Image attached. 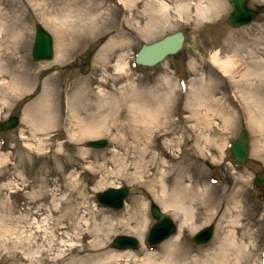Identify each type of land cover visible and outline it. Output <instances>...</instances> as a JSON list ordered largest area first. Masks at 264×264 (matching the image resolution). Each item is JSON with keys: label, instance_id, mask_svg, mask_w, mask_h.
<instances>
[{"label": "rangeland", "instance_id": "1", "mask_svg": "<svg viewBox=\"0 0 264 264\" xmlns=\"http://www.w3.org/2000/svg\"><path fill=\"white\" fill-rule=\"evenodd\" d=\"M76 1H80L78 7L66 6L65 0L64 4H59L58 0H0V10L8 13L10 23L15 27L25 26L26 55L33 73V84L26 88L27 92H19L16 97L9 91L0 92V120L12 115L20 118L17 129L0 133V264H28L29 231L24 224L25 207L27 196L40 187L37 185L33 188L31 184L43 179L41 170L55 169L66 162H74L78 166L69 168L65 176L50 177L53 184L49 188H55V183L63 184L64 189L58 198L67 201L73 190H69V187L65 189L66 183L80 180L79 191L86 188L87 196L84 198L74 192L73 201L75 205L89 207L85 213L90 215L84 223L90 224L91 229L106 226L111 229L99 238L105 242L102 247L88 246L89 251L76 256L83 260L79 264H87L90 257L103 260L105 253H122L121 257L112 259L111 264H139L150 256L153 259L157 254L160 259V250L166 242L150 247L144 238V245L139 251L128 253L114 250L110 244L119 235L135 236L126 231L129 227L143 226L147 236L154 223L150 213L151 203L164 206L163 200H155L151 194L152 180L158 186L165 187L166 194H172V183L181 172L182 183L193 189L189 200L181 202V207L189 208L188 211L192 212L190 220L182 226V221L174 216L172 208H166V211L179 225L177 235L182 239L181 246L190 250V259L207 260L215 247H222L220 242L227 239L229 233L239 235L252 230L251 239L245 242L247 253L241 254L235 264H261L264 258V190L255 187L254 180L258 172L264 171V145L260 142L264 131L258 132L247 118L237 115L236 119L226 124L219 115H207V109L217 97L223 96L225 90L231 88L229 91H233L244 72L241 71L236 77H223L212 66L211 54L219 50L223 57L227 54L238 55L244 62L264 60V31L257 32L258 42L252 46L250 35L254 34L253 28L235 29L228 24V15L232 10L229 0H188V7L180 12L176 11V3H179L176 1L169 6L171 22L159 26L149 36L143 31L153 18L147 4H162L163 0H134L137 3L135 6L124 5L122 0ZM261 3L251 0L250 6L258 7ZM218 6L222 13L213 16L212 12ZM200 13H204V17ZM39 23L54 38L55 56L51 61L37 62L32 57L35 26ZM52 23L78 37L79 41L71 55L54 71L45 72L44 69L52 66L58 54V38L50 26ZM80 25L84 27L80 28ZM178 31L186 33L184 48L178 54L153 68L134 64L135 54L143 44L158 41ZM120 35L122 39L118 38ZM3 54L0 52V56ZM123 59L126 63L124 70L117 71L116 64ZM57 72L61 74L58 85L62 89L64 110L65 102L68 103L78 93L79 88L70 91V87L79 78L80 87L84 83L96 91L126 95V108L117 109L123 111V115L117 118L110 111L106 123L102 120L107 130L80 141L76 140L77 136L71 137L75 131L65 120L49 130L35 133L27 123L28 113L32 108L41 112L43 107L40 106L39 97L44 90V80ZM257 78L259 80L260 77ZM167 84L171 87L170 103L174 106L169 134L162 129L161 118L155 119L152 127L143 126L139 122L140 117L136 118L135 111L131 109L136 91L139 93V103L149 102L150 106L156 107L154 101L163 94L166 89H161ZM184 85L187 89L181 87ZM199 92L206 98L204 103L197 98ZM243 128L250 134V161L237 165L233 161L230 145ZM104 138L109 140V146L105 149L90 148L87 144ZM147 141L153 143L151 148ZM166 153L171 154L173 159L165 158ZM141 160L144 162L142 166ZM137 163L138 167L135 166ZM166 175L169 178L162 186L161 177ZM121 185L130 188V196L123 210L105 208L97 201L98 192ZM197 189L202 194L199 198L195 196ZM2 202L22 209L9 212L3 208ZM192 217L194 223L191 222ZM73 220H70L71 224ZM209 225L216 227L214 240L205 246L195 245L194 235ZM62 226L66 227V224ZM79 228L74 224L67 229L62 244L66 241L72 248L80 245ZM94 234L91 240L97 238ZM33 251L35 253L37 250ZM150 259L147 262L150 263ZM69 260L70 256L62 264H68ZM233 261L235 257L227 263L233 264Z\"/></svg>", "mask_w": 264, "mask_h": 264}, {"label": "bare ground", "instance_id": "2", "mask_svg": "<svg viewBox=\"0 0 264 264\" xmlns=\"http://www.w3.org/2000/svg\"><path fill=\"white\" fill-rule=\"evenodd\" d=\"M122 1L127 6L137 5L134 0ZM176 1L179 2L176 3V11L180 12L188 7V0H163L162 4H158L157 2H149L147 4L153 13V18H151L152 21L150 19L143 30L147 36L153 35L152 32L159 26L171 22L169 12L171 7L169 6H171L172 3L175 4ZM58 2L59 4H64V0H58ZM68 4L78 7L80 1L65 0V5L67 6ZM221 11L222 10L218 6L214 8L212 15H219L222 13ZM203 14L204 13H200V16L204 17ZM7 15V12L2 13L0 10V52H4L5 54L0 56V92L5 93L9 91L13 97H16L17 93L27 92L26 88L32 86L33 73L29 65L28 56L26 55L25 26L18 25L15 27L13 23H10ZM47 21L49 20L47 19ZM85 24H87V22ZM50 26L55 31L58 38V54L52 66L44 69L45 72L54 71L66 57L71 55L73 47L76 42L79 41L78 37H73L71 33H67L63 28L58 27L56 24L54 25V23H52ZM81 27L84 26L80 25V28ZM118 38L122 39L123 36L120 35ZM221 55L222 51H215L210 56V62L219 72L222 73L223 77H235L238 76L241 71H244L243 75H241L242 79L235 83L237 93H234V95L238 97V101L241 103L239 109L242 112L237 110L235 106L236 100H232L230 96L226 95L225 91L222 97H217L214 102L211 103L212 106L207 109V115H219L224 122L228 124L233 118L236 119V115L239 116L240 112L242 116L247 118V121L251 125L258 129V132H262V130L264 131V60L256 61L252 59L250 62H244V60L238 55L227 54L226 57ZM125 65L126 63L124 62V59L119 61V63L116 64L117 71L124 70ZM60 76L61 74L57 72L48 76L44 80V90L39 97V101L42 103L40 106H42L43 109L39 112L36 108H32L28 113L29 120L27 119V123L32 129H34L35 133L49 130L51 127H54V125H58L61 121L65 120V122L68 121L71 124L72 130L75 131L71 137L74 138L77 136L76 140L80 141V139L86 137H96L103 134L107 129L105 124L103 125L102 120H105L106 123L110 116L109 114H111L110 111H113L112 114H116L117 118L123 115V111L119 112L117 109H119V107H122L123 109L126 108V100L128 99L126 95H120V93L114 94L113 92L106 90L96 91L90 86H85L84 83L83 86L80 87L79 78L74 82L75 85L70 87V91L79 88L78 93L72 97L74 102H72L71 99L67 104V113L63 112L61 103L62 89H60V86L58 85V79H60ZM254 77L256 78L255 80L258 79L257 77H260L257 84H254ZM163 89L166 90L162 95L158 96L156 101H154L156 102V107L150 106L149 102L139 103V93L136 91V95L132 99L133 105L131 109L135 111L136 118L138 117L139 119L140 117L139 122L143 126L150 125V127H152L153 121L161 118L163 120L162 129L169 134V129L173 124L172 117L174 115V106L172 102L170 103V85L167 84L166 87H163L161 90ZM199 93H197V98L203 101H200L201 103H204L206 98H204L202 92ZM49 103L51 109L49 108ZM196 115L198 114L196 113ZM100 118L102 119L100 120ZM147 131L154 132V130ZM147 136L148 134H146V137ZM261 137L262 140L260 142L264 145V135ZM147 144L151 148L153 143L147 141ZM166 157L168 159L170 158L169 155H166ZM56 161L57 163L59 162L58 159ZM61 164L55 169L41 170L40 174L44 175L43 179L31 184L33 188L39 185V190L32 192L27 196V204L25 207L26 218L24 224L29 231L27 239V248L30 251L28 264H62L69 256L70 260L68 261V264H79V262L83 260L76 258V256L89 251L88 246H92L93 248L102 247L105 242L99 238L111 231L107 226L105 228L91 229L89 227L90 224L87 225L84 223L86 217L90 215L89 213H85L89 210V207L83 204L75 205L73 201V197L76 193H80L84 198L87 196L86 188L79 191V187H81L80 180H74L69 184L66 183L65 189L69 187V190H73L71 191L70 197H67V201L58 198L60 192L64 189L63 184L59 185L58 183H55V188H49V186L53 184L50 177L55 175L59 177H62V175L65 176V173L69 168L74 165L78 166V164L74 162ZM142 164L144 165V162L141 160V166ZM138 165L139 163L135 166L138 167ZM73 174L74 173H72V175ZM182 177V172L177 174L178 179L172 183V194H166L167 189L158 186L156 184L157 182L153 183L154 179L151 182L152 185L150 191L155 200L160 199L164 201L163 207L165 210L166 208H172L174 216L180 219L184 226L188 224L192 212L188 211L189 208L185 209L181 207V202L186 199L189 200V197H191L190 193L193 189L182 183L184 180H182ZM168 178V175L161 177V179H163V181H161L162 186H164L163 183L165 182V179L168 180ZM9 185L11 186L12 183ZM201 195L202 194L197 189V194L195 196L199 198ZM2 204L4 206L2 207L9 210V212L12 210L19 212L22 209L16 205L13 206L3 202ZM166 204H168V206H166ZM70 220H73L72 224L70 223ZM75 220H77V222ZM191 222H193V217L191 218ZM64 224H66V227L62 226ZM74 224L80 226L78 234L79 236L81 235V237L79 238L80 245L72 248L66 241H64L63 245L62 238L66 235L67 229L69 230ZM193 225L194 224H192V226ZM126 231L133 233L138 238H142L145 235L143 226L138 228L129 227ZM251 232L252 230H248L239 235L234 232L229 233L227 239H223L220 242L222 243V247H215L212 256L203 261L198 258L195 260L190 259V250L181 246L182 239H180V235H178L162 247L163 251L161 250L159 253L161 256L160 259H158L157 254L156 256L153 255V259H150L151 256L148 258L152 260L150 263L147 262L148 259H146L139 264H228L227 261L232 260L233 257H235V261H233V264H235L238 262L241 254L246 255L247 249L245 242H247L248 239H251ZM93 233H95L94 236L96 235L97 238L91 240ZM62 247L63 250H61ZM33 249L37 251L34 253ZM105 255L106 256L103 260L99 257H95L96 260L90 257V261L87 260V264H111L110 261L112 259L122 256L119 253L111 255L105 253ZM51 256H53V258H50Z\"/></svg>", "mask_w": 264, "mask_h": 264}, {"label": "water", "instance_id": "3", "mask_svg": "<svg viewBox=\"0 0 264 264\" xmlns=\"http://www.w3.org/2000/svg\"><path fill=\"white\" fill-rule=\"evenodd\" d=\"M248 0H232L234 5V11L231 13L229 22L234 27L241 26L243 24L249 23L255 14L250 12L247 7ZM38 35L35 47L34 55L37 59L50 58L51 57V38L50 36L40 27H37ZM184 36L183 33H176L165 39L151 45H144L141 52L138 54L137 62L143 65H156L157 63L163 61L168 55L177 53L183 44ZM16 124V120L10 123V127ZM107 143L105 141H100L96 143H90V146L103 147ZM248 133L243 131L240 140L234 144L233 154L235 160L240 163L248 162ZM256 184L258 186H264V173H259L257 175ZM128 195V190L126 187L121 189H111L105 193L99 194V199L106 205L120 208L123 206V201ZM152 212L156 216L160 223L155 227L153 232V239L159 241L160 239L167 238L173 231L174 227L172 222L168 217L163 215L159 209L153 205ZM213 235V229L207 228L201 231L195 238L197 243H206L210 241ZM137 241L131 238L119 237L115 240L113 246L119 248H136Z\"/></svg>", "mask_w": 264, "mask_h": 264}]
</instances>
